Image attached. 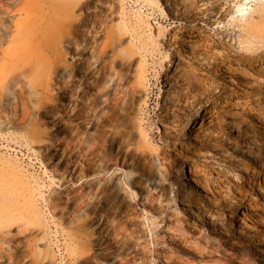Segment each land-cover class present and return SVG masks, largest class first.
<instances>
[{"label": "rangeland", "instance_id": "374dc122", "mask_svg": "<svg viewBox=\"0 0 264 264\" xmlns=\"http://www.w3.org/2000/svg\"><path fill=\"white\" fill-rule=\"evenodd\" d=\"M240 4L247 8L243 21L236 15ZM40 15L51 23L44 40L33 39L31 45L28 34L15 26L0 46L6 51L4 57L0 54V77L10 78V86L0 81V92L10 95L0 105V264H11L18 255L33 264H264V159L253 165L245 147L232 149L238 132L233 122L241 121L252 129L256 141L263 139L264 153V125L255 119L264 110V71L251 78L225 73L224 60L210 57L206 46L211 38L234 58H238L235 51L264 48V0H0V24L26 25L32 16L39 21ZM225 26L230 28L226 35ZM85 33L89 39L97 38L98 50L108 45L100 64L87 53L90 50H78ZM191 36L198 40L192 49ZM21 42L26 43V64L16 57L22 53ZM45 55L60 63L58 73L79 74L72 82L78 89L83 63L92 62L90 68L105 65L108 73L121 74L107 92L115 94L117 104L100 105L112 114L104 122L103 135L106 155L115 158L104 174L111 175L115 187L113 213L104 226L113 224L117 239L124 240L112 248L105 249L110 242L106 233L99 246L100 233L89 238L81 232L74 223L81 222V212L74 218L70 215L73 200L67 202L66 195L73 199L78 194L79 170L70 164L62 180L56 162L65 154L67 141L81 144V130L87 135L84 145L93 142L97 124L90 120L81 129V94L77 109L69 111L73 101L60 97V84L49 79L54 74L39 65ZM180 59L193 61L191 70L210 71L206 85L201 84L210 87L209 95L215 93L214 101L199 96L200 86L192 90L181 85L180 73L187 66ZM23 65H27L24 72ZM16 69L23 73L20 80ZM116 78L111 77L110 84ZM48 80L52 87H47ZM29 81L36 84L35 93ZM50 96L60 102H50ZM225 99L227 105H216L195 125L199 132L188 131L189 109H206ZM35 101L43 105L34 109ZM61 107L68 114L59 111ZM244 107L252 113L246 114ZM244 140L238 142L245 145ZM257 145L255 151L260 150ZM68 155L72 164L81 166V157L72 151ZM191 162L200 171L194 177L206 173L219 191L217 205L206 201L210 210L206 215L189 208L183 197L184 187L190 186ZM242 162L255 166L258 175L244 173ZM73 173L74 178L69 176ZM59 193L63 213L48 206ZM94 223L92 229L99 226ZM26 227L39 231L34 239H26Z\"/></svg>", "mask_w": 264, "mask_h": 264}, {"label": "bare ground", "instance_id": "6f19581e", "mask_svg": "<svg viewBox=\"0 0 264 264\" xmlns=\"http://www.w3.org/2000/svg\"><path fill=\"white\" fill-rule=\"evenodd\" d=\"M225 1H232V0H225ZM26 12L32 13V10L30 11L29 9H27ZM236 13H238L236 15H237V18H239V21H243L246 17L247 8H245L243 4H240L236 8ZM43 20H45V23H43ZM25 23L26 25H23V23L16 25L15 22L13 21H10L8 24H5L4 22L3 24L1 23L2 25L0 24L1 26L0 30L2 31V33H0V46L8 40V37H9L8 33H11L14 30L15 26H17V28L19 29L18 31L21 30L28 34L30 38V42L28 41V43L32 45L34 42L33 39H38V38H41L43 40L45 39L44 32H47L49 30L47 29V27L51 24V23H47V20L45 19L43 15L39 16V21H37V19L34 16H32V18H30ZM66 23H68V21ZM219 23H221V21H219ZM223 26L224 25H217V28L219 27L220 29H222ZM229 26L228 27L225 26L226 28L225 35L230 30ZM90 32H92V30H90ZM197 35L198 34H196V36ZM91 37L92 39H89L90 38L89 35H86V33L83 34L82 39L84 43L83 44L81 43L82 47H79L80 49L78 50H81V52H84V50L86 49L90 50V51H87V53H90L92 55V58L96 62H99L100 64L104 57V49L108 45H104L103 49L98 50L100 43L98 42L97 38L94 35H92ZM223 37L224 35L222 33L221 38ZM197 41H198L197 38H194V36H191V40H189L191 49L195 47V44ZM21 46L23 49L22 53L19 54V57L18 56L16 57L21 63L26 64L25 62L26 55H25V50H24L26 43L21 42ZM206 46H207V51L210 54H212L210 57H213V58L217 57V58L224 60V62L226 63L225 68L227 69L226 71H224L225 73H228L231 75L234 72L235 73L240 72L242 75L251 78L252 76L256 75V73L260 72L262 74L264 71V48L258 50L257 46L247 47L246 50L247 51L250 50V51L248 52L235 51L236 56H238V58H234L232 57L231 53L228 51L227 48L224 47L223 51L219 50L217 48L219 47V45L211 38L208 39ZM75 49H77V47ZM0 54L3 55L4 57V55L6 54V51L1 50L0 48ZM16 57L10 56V59L15 60ZM180 60L182 63H184V66L189 67V68L182 67V72L180 73L181 75L180 78L182 80L181 85L185 84L187 85L189 89H192V90L200 86L201 89L199 92V96L202 99H205L206 102L214 101L212 100V98H214L213 96L215 93L212 95L211 94L209 95L208 93H209L210 87L209 86L203 87L204 85H206L204 80L207 81L208 79L207 76L210 71L209 70H206V71L191 70L193 69V61L189 59H186V60L180 59ZM59 64L56 58L54 59H51L48 57L46 58V55L45 57L41 56V63H39V65H41L43 69H46V71L49 72L51 75L54 74V77H52L53 76L52 75L49 79L52 78V81H53V78H54V80H57L58 83L60 84L58 86H59V89L61 90L60 92L61 96L60 95L59 96L64 97V98L65 97L69 98L71 101H73V104H74V105L72 104L73 108L69 109V111L70 110L74 111L77 109L78 106H77V103L75 102H79L78 98H79V95L81 94V110H80L81 111V129H85L86 122H90V120H92L91 121L92 123L97 124L96 134L93 137L95 140L93 142L85 146L84 142H85V137L87 135L84 134L85 133L84 130L83 132L81 130V144L77 143L78 141L76 142V144L73 141H67L66 148L63 149V153L65 154L63 155L62 158H60L56 162L57 168L62 169V172L60 173L62 180H64V175L67 173V169L71 165H74L75 168L79 170L78 180L81 179V183L76 188L78 190V194L73 196V199L71 198V196L68 198L69 195H66L67 202L69 200H73V202L70 203V205H68L69 203L67 202L65 204L68 205L70 215H73L72 216L73 218L74 216H79L75 213L81 212V222L80 223L74 222L76 225L81 226V232L85 233L89 238H93V236L96 235V233H100L101 235L99 236V238H96L97 245L99 246H102L104 244L102 239L104 238V233H106L107 235L106 239H108L110 242L107 244L105 249L112 248L114 244H117L119 243V241L122 242L124 240L117 239V236L115 234L116 227L113 224L108 225V227L104 226L105 224L104 220L107 219L106 217L107 216L110 217L111 214L113 213L114 194H115V191H114L115 187L112 183L111 175L105 177L104 174H106L109 171L110 167L115 163V158L111 154L106 155L105 142L107 140L105 136L103 135L105 134V130L103 129L104 122L108 119V117L112 116V114L107 115V113L103 110V108L100 105L102 102H106V104L111 107L117 104V97L115 96V94H113V96H109L107 92L109 88L111 87L114 88V86L116 85L115 82L119 79L121 74L108 73V69L104 70V68H107V66L105 65L101 66L100 68H97L96 66H94L93 68H90L93 64L92 62H87L85 66H82L84 64L83 63L80 67L81 69V73H80L81 74V86H80L81 91H80V88L78 89L76 87H73L74 84H72L74 80V76L76 75L78 76L79 74L75 75L73 73L74 74L73 75L72 72L58 73L57 69L60 68L58 67ZM128 64H129L128 60L125 59V61L123 62V66L127 67ZM235 64H238V66ZM26 66L27 65H23L22 72H24L25 69H27ZM63 67L66 70L67 67L66 66H63ZM36 68L31 67V69H36ZM18 73H19L18 76L23 75L21 71H18ZM75 73H78V72H75ZM115 74L117 75V78L113 81L112 84H110L111 77H113ZM20 76L19 78L17 77L19 80H20ZM104 78H108V79L104 80ZM123 78L124 79L127 78V71H125ZM9 79L10 78H5L4 76L0 77V81L3 82V84L7 86H10ZM126 81L127 80H125V82ZM178 82L179 80H176V83ZM201 83H204L203 86ZM28 84H29L30 91L32 93H35L36 84L32 81H29ZM51 85H52V82L48 80L47 87ZM195 95L197 96V93ZM17 97L20 102V105L23 106L25 102L22 99L21 94L17 95ZM9 98H10V95L8 94L7 90H2V92H0V105L3 104L4 99L9 100ZM47 99L50 102H53L54 104H56L59 101L58 97L56 96H50V97H47ZM227 101L228 99H225V101L223 102L219 101L218 103L212 102L211 106L210 104H208V107L206 109H203L197 106L196 107L194 106L191 109H189L186 114V121H187V124L189 125L188 131L191 132L193 129L194 130L196 129V131L199 132L200 126L198 128H195V125H197L200 120H203V118L207 114H209L208 116H210V113H212L214 109H216V105H220V106L222 104L227 105L225 103ZM42 105L43 103L40 101H35L33 104V106L35 107L34 109H36V107L37 108L41 107ZM242 110L245 111L246 114L252 113L251 109H245V107L242 108ZM59 111H62L63 113H67L66 108L61 107ZM259 113H260L259 116H256L255 119L258 122H260L261 125L259 126H262L264 125V110H261ZM233 124L238 132L235 136L236 138H234L233 136L234 139L232 140V149L234 151H241V150L243 151V148L245 147L248 154H250V156H248L249 160L248 159L247 160L250 161L251 164L253 165L256 164L259 166V163H261L264 159V153L261 151V147H260V144L263 143L262 141L263 139L261 138L262 140L259 142L258 140L256 141L254 139L255 136H254L252 129L247 128L246 126L240 125L241 121H234ZM76 133H78V131ZM191 136H192V140H195L193 137L195 135L192 134ZM73 137L75 138V135H73ZM239 139H243V140L245 139L244 140L245 145L238 142ZM257 144H259V148H260L259 151L254 150L255 148H258ZM68 151H72L73 155H77L81 157V164L79 163L81 166L76 165V162H73L72 164L71 156L68 155ZM240 153H243V152H240ZM251 164H249L248 162L243 163V164L240 163V166L243 168L244 173L248 174L249 177H251V175L254 176L257 174L255 172L257 169L255 170V166H252ZM234 165L237 168L239 167V163L238 164L234 163ZM188 170H189L188 174H189V181H190L189 185L190 186L184 187L183 197L186 199L185 202L187 203L189 208H192L194 206L198 209L200 214L206 215V213L210 211L208 208H205L206 201L212 202V205H217L219 202L216 200L217 198L216 194H218L219 191H217L216 189L212 187V185L214 184L210 181L206 173L204 176L194 177L195 174L199 175L200 173V171L198 170L197 163L191 162L188 166ZM91 174L93 175L90 178H87L88 175H91ZM69 176H72L74 178V173L70 174ZM61 194L62 193H59L58 195L53 196L51 200L49 201L48 206L51 207L54 211L58 210V211H61V213H63V210L65 208H60V204H59V203H62L61 200L63 199V197L60 196ZM228 206H229L228 210L230 211L231 205H228ZM94 222H97L99 226L95 229H92V227H94L95 225ZM25 230L26 231L24 234L27 240L34 239L35 237L33 236L34 232L35 233L39 232L37 229L35 230L34 227H26ZM27 246L31 247L32 244L29 242L27 243ZM10 260H12L11 264L12 263L13 264H33L32 262H29L26 259L25 255H22V256L18 255L15 258H12ZM44 264H51V263L46 262Z\"/></svg>", "mask_w": 264, "mask_h": 264}]
</instances>
